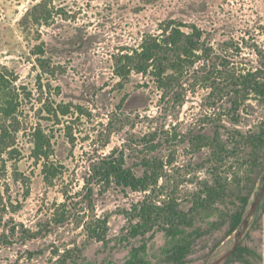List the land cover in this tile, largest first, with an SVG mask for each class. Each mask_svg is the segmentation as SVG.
I'll return each mask as SVG.
<instances>
[{"label":"rangeland","instance_id":"rangeland-1","mask_svg":"<svg viewBox=\"0 0 264 264\" xmlns=\"http://www.w3.org/2000/svg\"><path fill=\"white\" fill-rule=\"evenodd\" d=\"M168 19L198 24L217 53L239 68L258 65L256 46L264 53V0H0V67L14 70L20 77L18 84L38 96L40 69L31 50L45 42L47 55L65 68L51 79L61 88L54 98L82 105L88 112L66 117L61 124L42 120L53 136L52 160L64 165L63 174L51 184L44 179L42 163L32 156L30 131L19 134L18 152L6 167L0 161L5 201L20 203L17 210L11 206L3 213L0 208V264H125L133 240L123 239L128 223L123 211L143 200L145 193L114 185L105 191L94 183V210H90L85 179L91 165L116 148L125 151L128 165L135 166L143 150L138 139L144 135L155 132L156 141L164 144L161 154L167 159L174 156L167 167L168 187L182 200L189 199L204 180H214V166L229 175L239 168L236 156L219 165L210 148L193 153L189 134L209 131L215 125L253 131L264 121V103L248 101L241 122L234 124L209 97V90L195 86L194 81L186 84L184 104L177 105L162 96L149 76L134 73L121 87L114 73V55L123 47H138L146 33H158L160 24ZM0 98L6 99L5 90L0 91ZM40 105L34 100L26 107L31 123L37 121L34 115ZM258 190L245 223L217 250L221 257L212 264H218L232 243L243 238L257 202L264 206V173ZM62 203L70 208L69 221L37 238L23 236L22 226L39 230ZM87 215L109 217L107 246L88 238L86 220H82ZM12 226L17 227L15 233ZM222 233L211 237L206 248L200 243L190 264H205L206 253ZM251 235L246 242L264 256V215L261 228ZM165 242L162 232L155 234L149 249L154 262L162 258Z\"/></svg>","mask_w":264,"mask_h":264},{"label":"trees","instance_id":"trees-1","mask_svg":"<svg viewBox=\"0 0 264 264\" xmlns=\"http://www.w3.org/2000/svg\"><path fill=\"white\" fill-rule=\"evenodd\" d=\"M255 50L258 65L239 68L217 53L198 24L168 19L160 24L158 33H146L138 47H123L114 55V73L120 78L121 87L134 73L149 76L162 96L177 105L184 104L188 91L186 84L194 81L195 86L209 90V97L215 104H220L224 114L234 124H239L248 101L256 99L264 103V53L258 46ZM31 53L40 69L38 96L26 85L18 84L20 77L14 70L0 67V91H6V99L0 98V161L6 167L7 161L18 152L19 134L30 131L34 143L32 156L37 163H42L44 179L51 184L63 174L64 165L52 160L55 153L53 136L42 120L61 124L66 117L87 115L88 112L82 105L59 102L54 98L61 94V88L55 87L51 79L63 74L65 68L47 55L45 42L35 45ZM46 78L47 82H44ZM34 100L41 105L34 115L37 121L31 123L26 107ZM210 130L189 134L192 152L200 153L210 148L213 160L220 162L219 165L232 155L240 161V166L231 175L227 171L222 175L218 165L214 166V180L201 182L186 200L168 187L167 167L173 164L174 156L167 159L161 154L164 144L156 141L155 132L138 139L143 150H140L142 155L135 166L128 165L125 151L119 148L91 165L85 179L90 210H94V183L100 184L105 191L114 185L145 193L143 200L123 211L128 222L123 239L133 240L125 264H190V256L200 243L206 248L211 237L223 232L206 253L205 264H212L221 257L217 250L233 239L244 224L251 211L252 199L259 193L258 181L264 173V121L253 131L227 129L225 125H215ZM225 134L228 135L225 137ZM11 206L17 210L20 203L13 205L11 201H5L0 183L2 212H7ZM263 215L264 206L260 201L243 238L238 244L232 243L219 264H264L263 253L246 242L254 230L261 228ZM70 218L68 204L62 203L39 230L21 225V232L25 238H37ZM82 220H86L84 228L89 239L103 242L105 246L109 244L108 216L87 215ZM16 229L12 226L11 232L15 233ZM158 232L165 235L166 242L162 247V258L154 262L149 257V249ZM4 242L11 241L4 239Z\"/></svg>","mask_w":264,"mask_h":264},{"label":"water","instance_id":"water-1","mask_svg":"<svg viewBox=\"0 0 264 264\" xmlns=\"http://www.w3.org/2000/svg\"><path fill=\"white\" fill-rule=\"evenodd\" d=\"M257 204H258V202H257ZM257 204H256V207H257ZM256 207L254 208V212H255V210H256ZM254 212H253V213H254ZM246 218H247V217H246ZM245 221H246V219H245ZM245 221H244V223H245ZM224 257H225V256H224ZM224 257H223V258H224ZM223 258H221L220 261H218V264L222 261Z\"/></svg>","mask_w":264,"mask_h":264}]
</instances>
